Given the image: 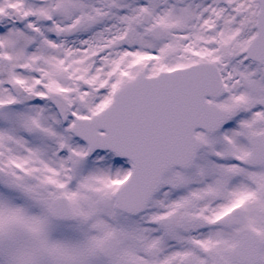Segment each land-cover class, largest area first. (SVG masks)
Wrapping results in <instances>:
<instances>
[{
  "label": "snow or ice",
  "instance_id": "snow-or-ice-1",
  "mask_svg": "<svg viewBox=\"0 0 264 264\" xmlns=\"http://www.w3.org/2000/svg\"><path fill=\"white\" fill-rule=\"evenodd\" d=\"M0 264H264V0H0Z\"/></svg>",
  "mask_w": 264,
  "mask_h": 264
}]
</instances>
